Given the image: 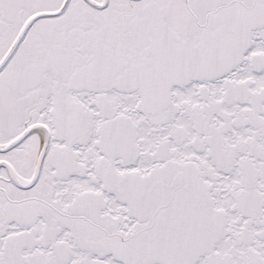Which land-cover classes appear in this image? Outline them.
Wrapping results in <instances>:
<instances>
[{"label": "snow or ice", "instance_id": "6c2138e0", "mask_svg": "<svg viewBox=\"0 0 264 264\" xmlns=\"http://www.w3.org/2000/svg\"><path fill=\"white\" fill-rule=\"evenodd\" d=\"M0 264H264V0H0Z\"/></svg>", "mask_w": 264, "mask_h": 264}]
</instances>
